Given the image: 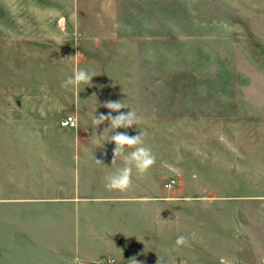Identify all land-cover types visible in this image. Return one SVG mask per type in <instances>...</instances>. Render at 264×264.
<instances>
[{
  "label": "rangeland",
  "instance_id": "rangeland-1",
  "mask_svg": "<svg viewBox=\"0 0 264 264\" xmlns=\"http://www.w3.org/2000/svg\"><path fill=\"white\" fill-rule=\"evenodd\" d=\"M57 1L0 0V193L9 199L18 178L39 180L43 174L44 164L26 162L35 153L27 145L33 108H49L43 117L50 125L56 117L74 116L76 128L78 107L120 101L155 121H179L186 130L191 124L183 139L198 138L207 154L199 156L198 178L183 177L184 187L152 196L149 210L136 202L135 239L126 238L124 250L84 264H221L222 258L228 264H264V0H126L122 10L141 12L138 31H149L150 38L141 40L139 33L135 50L114 51L68 50V36L48 24V14L62 10ZM49 59H81L80 69L103 70L104 82L81 85L91 94L65 93L61 83L67 76L57 72L66 68L43 65ZM115 59L135 63L112 67ZM119 72L142 78L135 94L131 83L114 81ZM109 112L118 113L104 110ZM43 133L58 138L53 131ZM213 144L226 155H212ZM173 146L168 139V152ZM184 188L198 193L179 192ZM13 202H0V264H72L62 226L50 217H36L45 230L36 231L34 241L27 234L16 241L15 226L26 228L30 212L14 210ZM51 212L63 215L62 209L45 213ZM128 218L114 211L112 237ZM181 235L189 246H176Z\"/></svg>",
  "mask_w": 264,
  "mask_h": 264
},
{
  "label": "crops",
  "instance_id": "crops-1",
  "mask_svg": "<svg viewBox=\"0 0 264 264\" xmlns=\"http://www.w3.org/2000/svg\"><path fill=\"white\" fill-rule=\"evenodd\" d=\"M124 2L126 0H58L57 3L60 4L62 10L48 14L50 15L47 17L48 24L55 30H53L54 33L68 36V42H66L68 50H135V40H138L137 36L142 33L138 31L139 20L144 18V15L141 16V12L131 11L127 14L122 10ZM61 17L66 20L64 32H61L55 23ZM142 25L143 28L147 27L146 24ZM125 34L132 35L129 37ZM146 34H149V31L143 30L140 39L148 40L150 35ZM159 38H161L160 33ZM124 43L127 45L126 47L123 45ZM91 63L96 66L97 62L91 61ZM125 63L127 66H134L135 62L134 60L121 61L118 59L110 62L112 67L116 66L117 68L124 67ZM43 65L65 67L66 70L57 73L68 77L73 74L74 69L81 68L83 61L81 59H63L62 61L49 59ZM54 73L56 72H50L51 75ZM128 73L126 75L122 72L117 73L114 81L131 83V94H135L134 84L141 82L142 78H136L133 73L131 75ZM95 74L91 83L102 85L104 71L100 70ZM95 87L97 88V86ZM99 90H94L96 99L98 98L97 91L101 94ZM63 91L68 94H78L74 90L64 89ZM87 92V89H79V94H91ZM47 109L49 108H33V113L36 115V118L32 120L33 138L27 145L35 153L29 155L30 158L26 160L32 164H44L40 169L46 176L42 174L39 180L18 178L15 181L14 193L9 199L3 196V192L0 193V202L11 203L14 201V210L30 212L26 214L27 217H30L25 224L26 228L23 223L21 227L17 224L15 226L16 241L24 234L34 241L35 232L45 230L43 225L38 224L36 217L40 218L41 216L42 219L50 217L56 226H62V234L66 238L63 240L68 243L75 257L79 256L81 260H96L103 253L124 250L126 238L135 239L136 229L133 217L136 202L141 203L143 208L146 206L149 210L152 196L164 195L177 185H179L177 189L184 187L183 177L188 180L198 178V159L203 151L200 150L198 138L191 142H187L186 138L183 139L184 132L193 130L191 124V129L186 130V126L182 122L168 124L165 117L164 119L159 117L158 121H155L152 120L151 113L146 114L144 110L123 108L120 110L123 113H127L131 109L133 112L140 111L135 112L138 123L130 128L112 130L108 121L95 126V116L104 114V110H106L102 105L96 103L95 106H80L76 109L78 126L72 128L62 126L60 121L62 122L63 119L61 120L59 117L54 118L51 125L44 123L43 116L46 115ZM59 111L54 116L61 115L62 112ZM118 114L116 113V115ZM186 125L188 126L189 123ZM168 126H173L175 132L172 133ZM109 130L113 132L112 135L116 132H123L130 136H136L143 132L144 145L150 147L156 156L155 165L143 177L138 176L133 169V184L127 192L109 191L105 188L106 177L124 166L123 155L117 156L116 163L112 164L115 144L109 141L110 138L103 137V133ZM46 131H53L58 138H45L43 132ZM168 139L174 143V146L169 148V152ZM222 140L226 144V139ZM216 142L220 143L221 140L217 139ZM102 144L103 146L99 147ZM211 147L212 155L217 152L226 155L224 150L215 152L214 144ZM129 151L131 149H126L124 155ZM203 153L207 154V152ZM171 156L173 159L168 160V157ZM96 160H100L103 164H96ZM37 168L39 169L38 166ZM170 176L173 178L168 179ZM179 192L198 193L195 190L187 191L185 188ZM137 195L138 197H136ZM60 209L63 210L61 218H58V214L54 216L52 212L49 215L45 213ZM114 211H122L126 217H129L126 224L121 222L122 225L117 226L119 229L116 237H112L115 236L113 235L115 231L112 228ZM127 227L129 228L128 233L126 232Z\"/></svg>",
  "mask_w": 264,
  "mask_h": 264
},
{
  "label": "clouds",
  "instance_id": "clouds-1",
  "mask_svg": "<svg viewBox=\"0 0 264 264\" xmlns=\"http://www.w3.org/2000/svg\"><path fill=\"white\" fill-rule=\"evenodd\" d=\"M55 23L61 32L65 31L66 20L63 17L56 20ZM94 76L95 74L89 73L85 69L76 68L71 76H68L64 81H62L61 87L65 90L77 91L79 94L81 85H91V81ZM104 107L118 112L119 114L113 116L111 112H109L107 115L101 114L98 117L95 116V126H98L105 121L110 123V128L112 130L130 128L133 125H137L138 120L135 112L131 110L127 113L120 112L121 109L125 108L120 101H109L104 104ZM143 136V132L136 136H130L123 132H116L114 135L110 136L109 141L114 142L115 144L112 164L116 163L117 156L123 155L124 166L119 168L115 173L106 177L105 188L107 190L118 191L121 193L127 192L131 189L133 184V169H135L138 176L143 177L155 165L156 156L150 147L144 145ZM102 146L103 144L99 147ZM126 149H131V151L124 155ZM95 163L103 164L100 160H96ZM175 244L178 247H187L189 246V238L183 235L178 236ZM72 264H84V262L79 258V256H77L73 259ZM134 264H138V262L134 260ZM221 264H228V261L222 258Z\"/></svg>",
  "mask_w": 264,
  "mask_h": 264
},
{
  "label": "built area",
  "instance_id": "built-area-1",
  "mask_svg": "<svg viewBox=\"0 0 264 264\" xmlns=\"http://www.w3.org/2000/svg\"><path fill=\"white\" fill-rule=\"evenodd\" d=\"M77 123V120L74 116H68L62 121V125L64 127H75Z\"/></svg>",
  "mask_w": 264,
  "mask_h": 264
}]
</instances>
